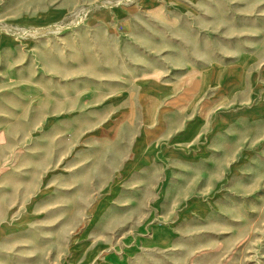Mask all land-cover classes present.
Instances as JSON below:
<instances>
[{"label": "rangeland", "instance_id": "1", "mask_svg": "<svg viewBox=\"0 0 264 264\" xmlns=\"http://www.w3.org/2000/svg\"><path fill=\"white\" fill-rule=\"evenodd\" d=\"M0 264H264V0H0Z\"/></svg>", "mask_w": 264, "mask_h": 264}, {"label": "crops", "instance_id": "2", "mask_svg": "<svg viewBox=\"0 0 264 264\" xmlns=\"http://www.w3.org/2000/svg\"><path fill=\"white\" fill-rule=\"evenodd\" d=\"M161 89H163L162 86H158L155 88V91H153L151 94V97H159L163 93L161 92ZM150 96V95H148ZM200 128V124L196 128L195 122H192L191 126H187L185 129H180L178 133L176 132L174 135H168L170 141L174 144V151H175V158H188L189 157V150L187 148H184L183 144H188L189 147L194 145V142L199 135L198 129ZM176 147V148H175Z\"/></svg>", "mask_w": 264, "mask_h": 264}]
</instances>
